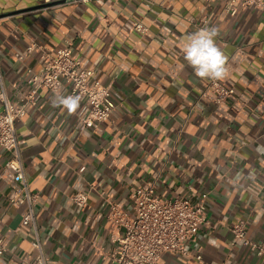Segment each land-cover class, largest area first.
Listing matches in <instances>:
<instances>
[{
  "label": "crops",
  "instance_id": "0c3cea01",
  "mask_svg": "<svg viewBox=\"0 0 264 264\" xmlns=\"http://www.w3.org/2000/svg\"><path fill=\"white\" fill-rule=\"evenodd\" d=\"M205 27L218 29L227 56L229 74L219 81L235 94L225 104L204 95L215 93L211 80L196 77L183 57L187 37ZM32 42L81 54L116 106L99 128L77 129L89 107L78 99L69 111L65 83L58 93L42 91L17 124L48 264H113L124 230L110 221V206L132 215L140 186L192 202L208 194L210 224L187 243V255L165 253L157 264H264L231 231L245 220L248 237L264 244V4L232 13L229 0H0L9 87L41 67L38 55L20 58ZM8 157L0 146V174ZM79 192L88 195L85 208L72 199ZM8 193L0 183L8 249L0 264H21L34 253L33 235Z\"/></svg>",
  "mask_w": 264,
  "mask_h": 264
},
{
  "label": "built area",
  "instance_id": "2783aa9c",
  "mask_svg": "<svg viewBox=\"0 0 264 264\" xmlns=\"http://www.w3.org/2000/svg\"><path fill=\"white\" fill-rule=\"evenodd\" d=\"M54 1V0H48ZM264 0H229V10L237 12L239 5L260 8ZM136 29L145 32L142 23ZM29 55L41 58L38 70L28 69L27 74L9 87L0 58V146L9 157L0 174V183L9 188L8 199L12 206L24 208L22 226L33 235L31 245L34 253L26 256L21 264H48L45 246L37 219L39 194L34 192L27 179L23 151L17 124L25 118L30 105H38L41 92L58 93L62 86L70 85L68 97L84 99L88 112L79 117L76 127L80 130L99 128L113 117L116 106L112 99V88L104 84L95 70L83 65V56L76 54L70 46L51 50L45 45L32 42L20 57ZM209 87L215 93H204L209 100L225 104L235 90L219 80H211ZM81 208L88 203V195L82 192L72 196ZM134 213L125 212L118 204L110 206L109 219L113 226L122 228L123 234L115 241L113 264H157L165 253L187 255V243L196 242L203 227L210 224L207 217L208 194L201 195L197 202L186 197L166 198L153 187L134 188L132 192ZM234 241H242L264 260V244L248 237V223L242 220L231 228ZM7 240L0 237V257L7 252ZM198 259H202L201 253Z\"/></svg>",
  "mask_w": 264,
  "mask_h": 264
},
{
  "label": "clouds",
  "instance_id": "9594fccd",
  "mask_svg": "<svg viewBox=\"0 0 264 264\" xmlns=\"http://www.w3.org/2000/svg\"><path fill=\"white\" fill-rule=\"evenodd\" d=\"M218 29L205 27L196 30L187 37L183 44L182 52L184 60L192 67L196 77L210 80H223L229 72L227 68V56L216 43ZM61 103L74 111L78 106V98L68 97Z\"/></svg>",
  "mask_w": 264,
  "mask_h": 264
}]
</instances>
